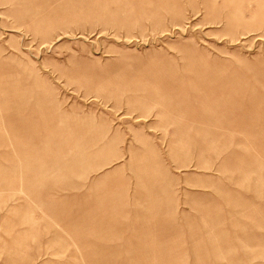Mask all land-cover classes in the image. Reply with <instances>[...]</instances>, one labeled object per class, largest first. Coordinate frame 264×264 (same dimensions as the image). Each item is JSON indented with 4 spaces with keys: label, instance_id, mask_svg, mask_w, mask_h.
I'll list each match as a JSON object with an SVG mask.
<instances>
[{
    "label": "rangeland",
    "instance_id": "obj_1",
    "mask_svg": "<svg viewBox=\"0 0 264 264\" xmlns=\"http://www.w3.org/2000/svg\"><path fill=\"white\" fill-rule=\"evenodd\" d=\"M0 264H264V0H0Z\"/></svg>",
    "mask_w": 264,
    "mask_h": 264
}]
</instances>
